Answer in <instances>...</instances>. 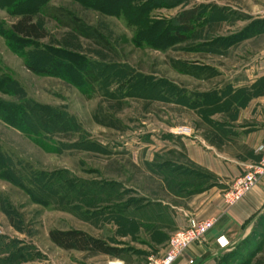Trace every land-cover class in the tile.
<instances>
[{"label": "rangeland", "instance_id": "1", "mask_svg": "<svg viewBox=\"0 0 264 264\" xmlns=\"http://www.w3.org/2000/svg\"><path fill=\"white\" fill-rule=\"evenodd\" d=\"M5 1L0 7V264H108L117 259L62 249L50 240L55 229L83 230L123 248L129 256L125 264H148L137 249L143 236L124 238L133 227L128 221L112 223L106 217L108 205L141 200L140 190L162 198L164 184L175 183L170 168L154 179L134 156L144 148L148 152L146 142L152 137L200 127L201 116L187 111L179 94L191 96L197 93L191 89L216 86L221 76L238 72L264 52V26L229 47H208L214 40L202 39L204 28L219 16L214 15L218 4L233 10L226 20L219 16L221 37L263 14L264 0H130L127 8L122 4L126 0L109 2L106 8L81 0H34L33 19L48 31L38 43L47 53L40 59L29 56L35 45L16 43L10 35L19 14L16 0ZM57 7L99 30L117 56L59 25L46 12ZM190 8L199 15L187 41L166 44L145 38L150 26L161 23L170 29L172 20ZM242 15L245 20L239 22ZM200 65L211 66L214 80L208 84L194 77L203 73ZM90 67L99 76L93 85L84 82L83 70ZM168 84L175 88L172 95L165 92ZM191 97L187 102L195 100ZM3 103L20 112L10 116ZM45 184V189H35ZM236 245L220 264H256L263 255L256 251L264 247V220Z\"/></svg>", "mask_w": 264, "mask_h": 264}, {"label": "crops", "instance_id": "2", "mask_svg": "<svg viewBox=\"0 0 264 264\" xmlns=\"http://www.w3.org/2000/svg\"><path fill=\"white\" fill-rule=\"evenodd\" d=\"M217 6L223 17L232 15L228 6ZM256 16L231 35L249 29L252 37L260 29L252 23L264 20V13ZM244 18L242 15L238 21ZM217 27L219 33V24ZM200 67L203 73L194 76L196 79L207 84L214 80V74L208 71L211 66ZM238 69L230 76L220 75L223 78L216 86L190 90L197 93L191 94L195 100L185 109L201 116L200 127L182 136L171 133L166 138L152 137L146 142L148 152L144 148L143 153L134 156L154 179L163 177L161 171L170 168L169 177L175 183L171 180L169 185L164 184L163 197L155 198L140 190L141 200H119L112 207L108 205L106 217L111 216L112 223L122 225L128 221L133 227V234L127 230L124 238L143 236L142 247L137 249L148 259L163 256L169 238L185 229L190 218H214V226L192 245L191 252L173 264H220L224 254L231 253L264 220V176L235 205L228 207L224 200L235 180L260 161L257 148L264 138V52ZM167 157L176 164H165Z\"/></svg>", "mask_w": 264, "mask_h": 264}, {"label": "trees", "instance_id": "3", "mask_svg": "<svg viewBox=\"0 0 264 264\" xmlns=\"http://www.w3.org/2000/svg\"><path fill=\"white\" fill-rule=\"evenodd\" d=\"M32 1L34 0H16V2L13 4L15 11H17L19 14V17L17 20L13 22L10 28V35L12 38L16 41V43H22V44H32L35 45L36 47L34 50H32L29 53V56H33V59H40L42 58L41 54H47L46 51L40 50L38 48V43L40 40L46 39L48 37V31L46 28L42 27L38 22H36L33 19V13L32 9L34 6H32ZM81 1H87L88 3L96 6V3H99L102 5L104 8L108 6V3L116 2L119 0H81ZM124 0H122L123 2ZM43 1L39 2L42 3ZM121 2V0H120ZM121 2V3H122ZM129 2L130 0H126L124 3L126 8L129 7ZM7 2L5 0H0V7H4V5ZM105 3V4H103ZM107 3V4H106ZM35 7V11H36ZM48 9V8H47ZM204 9V8H203ZM202 9V10H203ZM45 11V10H43ZM46 12L52 16L56 22L66 28H69L75 35L87 39L91 41L93 44L97 45L98 47L110 51L113 55L117 56V53L115 52L110 40L105 37L99 30L96 28H90L86 26V24L78 18L76 15L73 13H70L68 10H64L63 8H51L49 10H46ZM198 10L197 8H190V9H184L178 16H176L172 22L170 23L171 27L170 29L164 28L161 23H155L154 25L150 26L148 29H146L143 34L145 35V38L149 41H154L157 43L160 42H165L166 44H171V43H182L187 41L189 38V32L192 31L193 29V22L198 18ZM216 15H221L222 13L218 9ZM217 17L215 20V23L210 26L209 30H206V36L205 38H202L204 40H210L213 39L214 41L210 42L208 45H212L214 47H221L222 44H227L226 46L229 47L234 44H238L239 41L242 39L250 37L249 34V29H245L238 35H230L228 37H220L217 33L216 26L218 25L217 23L220 22V17ZM230 16L224 17V19H228ZM218 21V22H217ZM255 27V25L259 26L260 28L264 26V20H258L252 23ZM251 24V25H252ZM221 40L224 42L222 43ZM31 70L37 71L36 68L33 66H29ZM63 65V68L67 70L72 71L73 73L76 74V71L72 69L71 66L66 67ZM83 75H84V82L85 84L88 85H93L99 80V76L97 72L92 68H87L83 70ZM10 82V80L8 81ZM13 84V82H10ZM169 88L168 90L166 89V93H169V95H172L174 92V87L170 84H168ZM170 89V90H169ZM185 92V91H184ZM183 95L181 102L184 103V106L187 105L188 100L190 98L187 96L186 92L184 94H179ZM160 100L164 101L163 99L165 98L164 96L160 95ZM158 97V96H157ZM178 98V96H177ZM187 102V103H186ZM190 104V103H189ZM5 111H7L8 114L15 115L20 112V108L11 105L12 108H7L6 104H4ZM1 107V105H0ZM9 111V112H8ZM22 113V112H21ZM20 113V114H21ZM23 116L26 115L24 112L22 113ZM11 118V117H10ZM167 162L169 161L170 158H164ZM192 166V165H191ZM192 168L198 172H201L199 168L197 169L196 167L192 166ZM30 179H33V176L28 179L30 182ZM47 185H40L37 186L35 189H45ZM130 201H134L133 198H130ZM98 214V213H97ZM49 237L50 240L58 247L65 249V250H77L81 252H86L88 256H95V255H108L111 257H115L117 259H120L124 262H128L129 256L125 255L124 249L123 248H118L116 246L111 245L107 240L103 238H98L95 237L83 230L79 229H69V230H62V229H55L49 232ZM256 252L262 253L263 255L260 256L257 259L256 264H264V247H258V250ZM255 252V253H256Z\"/></svg>", "mask_w": 264, "mask_h": 264}, {"label": "built area", "instance_id": "4", "mask_svg": "<svg viewBox=\"0 0 264 264\" xmlns=\"http://www.w3.org/2000/svg\"><path fill=\"white\" fill-rule=\"evenodd\" d=\"M186 131L175 132V135H184ZM261 159L257 164L251 165L245 174L235 180L230 190L224 194V200L228 207L241 201L264 176V138L257 148ZM216 219H199L192 217L188 220V226L177 231L171 236L166 246L165 253L161 257H150L148 264H173L181 255L191 252L194 243L201 240L214 226ZM193 263V260H191ZM108 264H125L120 259H112Z\"/></svg>", "mask_w": 264, "mask_h": 264}]
</instances>
